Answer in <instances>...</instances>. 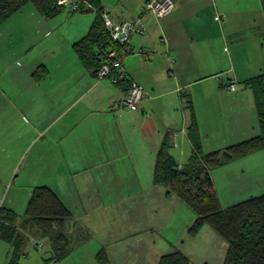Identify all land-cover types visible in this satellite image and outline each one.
Here are the masks:
<instances>
[{
    "label": "crops",
    "instance_id": "obj_1",
    "mask_svg": "<svg viewBox=\"0 0 264 264\" xmlns=\"http://www.w3.org/2000/svg\"><path fill=\"white\" fill-rule=\"evenodd\" d=\"M98 1L114 18L139 16L145 3ZM173 1L162 17L143 15L145 32L130 39L120 84L97 78L72 49L93 12L65 8L50 18L29 3L0 22V206L20 217L32 190L44 185L71 211L64 228L73 251L44 264H103L101 250L104 264H157L175 249L192 264L197 238L216 241L205 226L187 234L195 215L153 183V165L167 135L180 165L192 153L184 95L203 152L258 134L245 81L263 68L264 7L262 0ZM39 67L46 74L34 79ZM133 82L144 94L130 110L120 100ZM210 177L223 208L263 194L264 149L211 169ZM208 245L197 264H209ZM9 251L0 240V264Z\"/></svg>",
    "mask_w": 264,
    "mask_h": 264
},
{
    "label": "trees",
    "instance_id": "obj_2",
    "mask_svg": "<svg viewBox=\"0 0 264 264\" xmlns=\"http://www.w3.org/2000/svg\"><path fill=\"white\" fill-rule=\"evenodd\" d=\"M57 1L0 0V22L29 3L34 5L38 12L50 18L65 8L69 9L60 6ZM90 2L94 8L85 7L77 11L87 10L96 14V17L86 35L77 40L72 49L83 66L87 70H92L96 76L103 63L100 52L111 48L112 43L103 24L101 14L103 8L98 0ZM262 3L264 7V0ZM69 10L74 12L76 9ZM262 46L264 48V42ZM33 73L34 79H40L46 74L45 69L40 67ZM245 83L252 88L255 98L259 119L257 135L228 145L222 150L203 152L191 99L184 95L187 100L185 108L191 111L188 133L194 144L192 153L188 160L180 165L170 152L171 145L167 135L156 153L152 172L153 183L162 185L166 190V196L174 195L195 215L192 224L187 228V234L194 237L202 227L208 226L221 237L226 244L222 264H264V193L223 208L210 177L211 169L264 149V64L260 72ZM25 207L24 213L18 217L12 209L0 206V240L10 245L6 264H18L19 257L24 253L21 251L30 239L29 234L33 236L32 238L37 237L33 240L34 247H38L40 239L50 244L51 253L44 258V262H58L68 256L75 245V239L71 238L64 228L65 222L72 218L68 206L52 188L40 185L32 190ZM33 229H36V232ZM105 257L103 250L97 254V259L103 264L107 262ZM189 262L186 254L175 249L161 255L157 264Z\"/></svg>",
    "mask_w": 264,
    "mask_h": 264
},
{
    "label": "built area",
    "instance_id": "obj_3",
    "mask_svg": "<svg viewBox=\"0 0 264 264\" xmlns=\"http://www.w3.org/2000/svg\"><path fill=\"white\" fill-rule=\"evenodd\" d=\"M60 6L69 7V9L94 8L90 0H58ZM174 7L173 0H145L141 8V14L130 18H114L108 11H102L103 24L110 36L112 46L103 49L100 52V58L103 63L96 73L97 78H107L114 84H120L126 78V70L123 67V56L129 51V42L134 34L142 35L145 32V24L143 23V15L145 13L154 12L156 16L162 17L169 13ZM232 91L234 85H229ZM144 90L142 87L133 82L127 88L126 93L120 100L121 107L134 110L140 105L143 98Z\"/></svg>",
    "mask_w": 264,
    "mask_h": 264
},
{
    "label": "rangeland",
    "instance_id": "obj_4",
    "mask_svg": "<svg viewBox=\"0 0 264 264\" xmlns=\"http://www.w3.org/2000/svg\"><path fill=\"white\" fill-rule=\"evenodd\" d=\"M262 42H264V37L261 39ZM127 74V73H126ZM127 76V75H126ZM264 108V107H263ZM209 230L210 228L206 226ZM34 230V229H33ZM212 232V231H211ZM215 240L216 241H210V243H207L205 241V236H200L194 241V245H197V248H200L199 254H196L195 257H193V262L192 264H197L200 263L202 260V257L205 255V248L208 245V249H211L214 251V254H209V264H221L222 260V254H223V249L221 248V238L218 236L216 237V233H214ZM30 239L26 242V245L23 248L24 252L21 254V256L18 259V264H44L41 261H43L44 257H47L50 253V244L47 242V246H43L45 243L44 240L40 239L38 247L32 246V243L34 242L33 240L36 238H32L33 236L29 234ZM191 264V263H190Z\"/></svg>",
    "mask_w": 264,
    "mask_h": 264
},
{
    "label": "bare ground",
    "instance_id": "obj_5",
    "mask_svg": "<svg viewBox=\"0 0 264 264\" xmlns=\"http://www.w3.org/2000/svg\"><path fill=\"white\" fill-rule=\"evenodd\" d=\"M102 20H103V18H102Z\"/></svg>",
    "mask_w": 264,
    "mask_h": 264
}]
</instances>
